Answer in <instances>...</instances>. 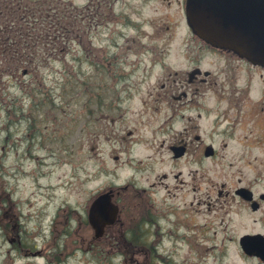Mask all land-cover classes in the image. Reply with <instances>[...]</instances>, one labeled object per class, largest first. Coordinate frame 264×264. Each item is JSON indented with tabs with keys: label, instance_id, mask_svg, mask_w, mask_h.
I'll return each mask as SVG.
<instances>
[{
	"label": "rangeland",
	"instance_id": "1",
	"mask_svg": "<svg viewBox=\"0 0 264 264\" xmlns=\"http://www.w3.org/2000/svg\"><path fill=\"white\" fill-rule=\"evenodd\" d=\"M60 1L80 8L89 0ZM92 2L62 51L51 60L39 55L31 76L18 78L25 90L10 86L15 105L0 83V264H200L212 238L197 225L227 217L215 185L255 180L264 191V81L256 70L249 92L237 94L255 105L251 140H208L215 156L173 163L165 134L151 132L166 115L152 107L162 71L139 90L138 59L139 50L160 54L170 44L167 59L180 62L183 39L194 37L180 0ZM205 97V105H229L212 91ZM153 182L146 212L139 185ZM108 188L119 191L120 220L96 239L87 210ZM241 213L236 234L264 232V204ZM237 241L224 238L227 256L206 264H258L236 254Z\"/></svg>",
	"mask_w": 264,
	"mask_h": 264
},
{
	"label": "flooded vegetation",
	"instance_id": "2",
	"mask_svg": "<svg viewBox=\"0 0 264 264\" xmlns=\"http://www.w3.org/2000/svg\"><path fill=\"white\" fill-rule=\"evenodd\" d=\"M184 2L185 0H180L183 9ZM169 46L170 44H166L163 53L160 54L143 53L139 50L138 60L139 90L154 70L162 71L158 77L159 91L154 98L158 104L152 107L159 111L166 110V115L157 118L158 123L153 126L151 132L153 135L165 134L172 162L181 160L190 162L191 157L207 159L215 156L217 154L215 147L211 155H205L208 140L218 139L224 141L225 145L227 141L251 140L254 134L248 124L254 123L255 105H243V97L237 94L249 92L254 83L256 70H259L258 75L264 81V65L253 64L230 50L212 47L197 37L183 39L180 49L181 60L179 62L177 59L175 63L167 59L170 56ZM154 88L150 87L149 90L152 91ZM207 91L218 94L220 100H228L229 105H205L203 101L206 100ZM262 100L264 102V96ZM142 102L148 104L144 99ZM261 109L264 111L263 105ZM202 119L209 121L211 127L200 130L198 120ZM111 121L113 122V119ZM141 141L142 137L139 135V143ZM180 173L181 171L175 176ZM161 177L167 175L164 173ZM155 184L156 182L148 186L139 185V202L147 204L146 212H149V205L152 206L153 194L158 191L155 190ZM257 186L255 180L240 179L215 185L217 196L215 203L225 209L227 217L219 219L218 222L213 221L210 225L207 221L197 225L200 231L209 232L212 238L211 245H203L204 254L198 261L200 264H206L209 258L221 261L227 256L228 248L223 247L224 238L231 239L233 236L253 233L247 231L236 234L232 222L235 220L234 216H242V211L252 214L261 211L264 191L258 190ZM113 194L116 196V193ZM219 235H222L220 242L217 238ZM235 249L236 254L244 261L252 260L264 264V258L251 255L239 243ZM189 264H192V261Z\"/></svg>",
	"mask_w": 264,
	"mask_h": 264
},
{
	"label": "trees",
	"instance_id": "3",
	"mask_svg": "<svg viewBox=\"0 0 264 264\" xmlns=\"http://www.w3.org/2000/svg\"><path fill=\"white\" fill-rule=\"evenodd\" d=\"M88 12V6L80 10L60 0H0V83H8L2 91L6 101L15 105L10 86L25 90L24 79L18 78L24 72L31 76L39 55L48 60L58 55L75 34L76 21L84 23Z\"/></svg>",
	"mask_w": 264,
	"mask_h": 264
},
{
	"label": "water",
	"instance_id": "4",
	"mask_svg": "<svg viewBox=\"0 0 264 264\" xmlns=\"http://www.w3.org/2000/svg\"><path fill=\"white\" fill-rule=\"evenodd\" d=\"M186 20L192 32L207 43L229 49L256 64H264V0H186ZM111 194L98 195L90 204L88 220L95 236L117 217ZM241 243L264 246L261 234L244 236ZM263 255L264 251L253 250Z\"/></svg>",
	"mask_w": 264,
	"mask_h": 264
}]
</instances>
